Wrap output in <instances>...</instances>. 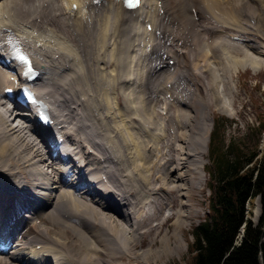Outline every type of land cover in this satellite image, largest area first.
<instances>
[{
    "label": "bare ground",
    "instance_id": "1",
    "mask_svg": "<svg viewBox=\"0 0 264 264\" xmlns=\"http://www.w3.org/2000/svg\"><path fill=\"white\" fill-rule=\"evenodd\" d=\"M226 51L264 69V0H0L2 89L32 86L53 120L37 125L0 94V230L13 246L0 264H146L179 250L211 110L239 99ZM169 219L174 245L162 235L133 255Z\"/></svg>",
    "mask_w": 264,
    "mask_h": 264
},
{
    "label": "trees",
    "instance_id": "2",
    "mask_svg": "<svg viewBox=\"0 0 264 264\" xmlns=\"http://www.w3.org/2000/svg\"><path fill=\"white\" fill-rule=\"evenodd\" d=\"M213 128L208 141L207 212L191 231L184 264H264V155ZM260 200L257 223L249 207Z\"/></svg>",
    "mask_w": 264,
    "mask_h": 264
},
{
    "label": "rangeland",
    "instance_id": "3",
    "mask_svg": "<svg viewBox=\"0 0 264 264\" xmlns=\"http://www.w3.org/2000/svg\"><path fill=\"white\" fill-rule=\"evenodd\" d=\"M38 19L40 20V18L39 17L37 18L36 20L37 22H39ZM231 51L235 52V50H231ZM226 54H227L226 58L225 59L222 58L225 61V63L223 62L222 65L223 66L225 65L231 72H233L231 83L233 89L239 92L238 94L239 99L238 102L236 103L233 102V110H232L233 112L231 111L230 113H226L220 111L215 112L214 110H211L212 113L211 131L213 128L217 127L220 132V137L224 139L225 142L228 140H234L235 142L243 144L245 147L249 149H252L253 147L257 146L256 156L259 157L260 154L263 156L264 155V69L262 68L259 70L256 67L257 65L251 66L248 64H246L247 67L244 68L246 65L243 66L241 65L242 63L241 64L235 63L237 66L235 67L232 64L233 61H231L230 59L235 58V56L237 57V55L235 54L234 56L233 53H230L228 51H226ZM250 55L253 56H251V58L248 57V60L252 62H256L254 54H250ZM238 58H240L239 55ZM229 64H232L233 66ZM241 66H243V68ZM249 69H251V71L254 70L252 73L253 75H251V71ZM221 73L223 72L221 71ZM3 84L4 83L0 84V94L2 93ZM162 95L164 96V93ZM167 97H169V95H167ZM156 110L158 112L161 111L162 114L165 113V110L162 109L160 105L156 106ZM180 145L182 144L180 143ZM42 155L43 154H41L40 156L42 158H45L43 157L44 155L43 156ZM207 156H208V150L203 156L204 160L202 159L203 169H200V172L197 175H195V180L197 182L196 190H193L187 198L189 206L184 207L185 210L187 211L189 210L192 213L188 214L189 217L182 224L180 230L174 232L176 234L177 240L180 241V245H181L180 249L174 251L173 253H169L167 255L158 257L157 259L149 258L147 262H145L146 264H184L185 263L184 257L189 253V243L191 242L190 233L193 227L196 225V223L199 220L203 219L207 212V203L209 196V192L206 187L207 174L205 171V167L208 164ZM249 209H251V214L249 213V216L251 217V221L253 223H257L258 218L261 214L260 200L257 198L254 199ZM179 210L182 209L179 208ZM56 217L58 218V216ZM151 222L147 224L148 225L147 228L149 230H150L149 225L151 224L155 225V223H151ZM77 226L81 228L79 224ZM172 231H173L172 219H169L167 225L164 226L163 229L161 230V234L157 236L154 235V239L156 238L155 240L156 245L151 246L148 240H146L141 247H138L136 250H134L135 252L133 253V255L136 256L137 253L141 252L142 250L144 252L146 249L157 248L159 246V240L161 239L162 235L165 238L168 237L167 238L168 246L169 247L173 246L174 238L170 237L173 234ZM150 232L154 233L156 231H150ZM263 235H264V227H263ZM148 239H150V237H148ZM263 240H264V236H263ZM12 263L17 264V261H13ZM130 264H135V263L130 262Z\"/></svg>",
    "mask_w": 264,
    "mask_h": 264
},
{
    "label": "snow or ice",
    "instance_id": "4",
    "mask_svg": "<svg viewBox=\"0 0 264 264\" xmlns=\"http://www.w3.org/2000/svg\"><path fill=\"white\" fill-rule=\"evenodd\" d=\"M129 6H133L132 3L130 2Z\"/></svg>",
    "mask_w": 264,
    "mask_h": 264
}]
</instances>
